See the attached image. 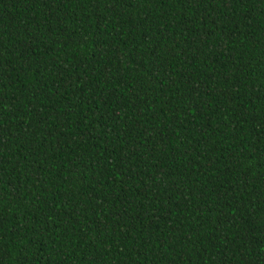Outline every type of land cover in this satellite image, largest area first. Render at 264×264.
<instances>
[{
	"label": "trees",
	"instance_id": "obj_1",
	"mask_svg": "<svg viewBox=\"0 0 264 264\" xmlns=\"http://www.w3.org/2000/svg\"><path fill=\"white\" fill-rule=\"evenodd\" d=\"M0 264H264V0H0Z\"/></svg>",
	"mask_w": 264,
	"mask_h": 264
}]
</instances>
